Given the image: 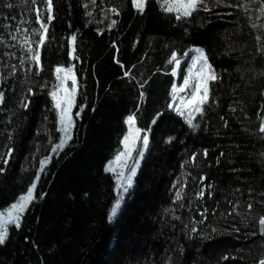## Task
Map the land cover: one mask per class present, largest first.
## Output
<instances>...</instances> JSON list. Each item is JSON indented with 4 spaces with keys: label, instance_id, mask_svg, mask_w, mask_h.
Here are the masks:
<instances>
[{
    "label": "trees",
    "instance_id": "1",
    "mask_svg": "<svg viewBox=\"0 0 264 264\" xmlns=\"http://www.w3.org/2000/svg\"><path fill=\"white\" fill-rule=\"evenodd\" d=\"M259 3L252 0L249 13L218 6L177 19L159 0H146L143 12L133 0H53L55 18L37 75L35 62L26 60L20 67L26 53L19 45L6 46L15 43L9 33L21 21H28L23 28L39 27L34 6L31 0H0V77H6L0 80V91L5 92L0 157L12 149L6 165L0 159V211L36 182V198L20 228L10 227L8 240L0 245V264L264 260V235L258 225L264 215V133L259 132L264 119V54L257 51L264 48V17L258 18ZM36 6L43 10V0ZM73 34L76 58L70 55ZM193 47L205 51L218 76L209 82L210 100L197 115L195 129L171 109L173 88L181 83L186 67L182 61ZM5 53H15V58ZM173 53L179 66L169 62ZM12 65L17 71L9 75ZM57 66H74L78 83L72 139L53 152L61 138L50 97ZM29 88L34 95L25 110L21 101ZM130 115L149 142L132 187L110 222L119 197L114 176L104 168L120 148ZM46 157L51 159L41 172L40 161ZM201 176L207 177L204 184L211 185L212 195L198 199ZM181 187L182 199L176 200ZM233 205L236 209L228 215ZM204 208L209 210L207 219L196 223Z\"/></svg>",
    "mask_w": 264,
    "mask_h": 264
},
{
    "label": "snow or ice",
    "instance_id": "2",
    "mask_svg": "<svg viewBox=\"0 0 264 264\" xmlns=\"http://www.w3.org/2000/svg\"><path fill=\"white\" fill-rule=\"evenodd\" d=\"M96 0H92V3L95 4ZM252 0H238L237 3H230L227 0H162L161 7L166 12H175L176 18H186L191 17L192 14L198 10H203L206 12L212 11L213 8L218 6H223L226 8H237L242 10L245 13H249L251 11L250 5ZM31 4L34 6L33 10L36 13L35 23L39 25L38 28H23L21 25L24 23H28V21H21L20 24L14 28L13 31L9 33V37L15 43L7 44V47H16L17 45L23 49L26 56H22L19 59V65L21 68L24 67L26 60L30 62H35L37 66V71L35 74H39V71L42 70L40 66L41 61V49L45 45L49 36V25L54 20V4L53 0H43L44 9L42 10L37 5V0H31ZM134 6L138 11L143 12L146 0H133ZM175 5V6H174ZM87 7V5H85ZM47 12V17L45 20L44 12ZM111 12L115 14H119L115 8L110 9ZM258 18L264 17V0H260L259 7L256 9ZM91 13H89L90 15ZM115 24V21H112ZM253 28L257 27V25L253 24ZM38 37V39H35ZM259 40L260 37H257ZM76 35H72L70 38L71 44V53L73 58L75 57L76 52ZM0 43H4L2 37H0ZM35 45V47L33 46ZM258 52L264 54V48H258ZM196 52L199 54L194 61L193 68L196 69L195 75L197 77V83L194 85L193 90L187 98L180 97L179 98V107L176 109L182 116H186L187 123L189 127L195 129L199 125L193 124V120L196 118L197 114L202 115L204 112V105L209 103L210 100V89L209 82L215 81L218 79L217 74L212 68V65L208 62L207 54L203 49H196ZM5 55L15 58V53H5ZM119 63V61H117ZM170 63L175 62L177 66H179V61L176 58V54L173 53L172 59L169 61ZM12 72L9 75H14L17 71V66L12 65ZM28 71H32V68L29 67ZM63 74V75H61ZM55 75L57 81L60 83L54 87V90L50 92V96L54 101V107L58 112V124L59 128L57 131L62 133L63 135L60 138V142L56 144L52 151L57 152L61 150L68 140L72 139L70 129L74 126V119L72 115V108L75 104V94L77 92V78L74 72V66L65 68L63 66H57L55 68ZM125 75H128L125 72ZM260 75H264V72L260 73ZM6 79V77H0V80ZM191 76L184 79V86L180 88H176L174 86L173 92L180 93L184 92L186 88L190 85ZM71 81V89L64 87L63 85L67 81ZM143 84L140 85L143 88ZM34 95L31 88L28 89V96L22 98L21 107L25 110L29 108L30 100L29 96ZM144 94L141 93V98L143 99ZM173 99H176V96L173 95ZM5 102V92L0 91V104ZM82 111V108H81ZM76 116H79V112L76 113ZM223 119V117H222ZM135 115H130L127 117L126 123L129 126V133L126 135L122 141L124 145V150L119 152L115 160L110 162L107 171L113 172L116 175L117 180V189L120 190V196L117 199L116 206L112 209V213L110 215V219L116 215L117 209L120 206L123 200V194L127 193L129 188L132 187L133 178L136 175L137 168L139 167V159H136L134 163L129 165L128 161L132 159V154L136 151V143L139 141L142 143V147L146 149L148 147V135L147 132L143 136L140 135L141 129L135 128ZM155 123V120L153 121ZM227 124V122H225ZM150 131V129L148 130ZM259 132L264 133V119H262L261 124L259 126ZM173 138H169V142H171ZM137 157H143V151H137ZM207 150H205L204 155L207 156ZM12 149L9 148L8 151L4 154V157H0L3 159L4 164L8 163V160L11 158ZM223 155V154H221ZM261 156H264V152L260 153ZM51 158L46 157L45 159L40 161V171H44V166L49 162ZM192 161L195 162L196 154H193ZM119 169V171H117ZM4 169L0 168V172ZM40 177L37 175L35 177V181H39ZM207 179L206 176H201L199 178V182L201 187L198 192L195 193L198 199H203L205 194L211 196L212 193L209 191L211 188L210 184H204V181ZM175 188L176 185H173ZM36 189V182H33L26 191V194H22L16 200V202L12 203L8 208L3 211H0V245H4L9 238V230L10 227L14 226L15 228H20L21 221L23 218V214L26 210H28L31 202L36 198L34 193ZM183 187L178 189L175 193L176 200L182 199ZM264 195V193H261ZM253 205L249 203L247 208L251 210ZM236 209V205H233L232 212H229L228 215H232ZM213 210V214H214ZM209 214V210L204 208L200 211L199 215L201 216V220L196 223H203ZM179 219V217H176ZM259 231L261 235H264V215L260 216L258 219ZM239 232V229H234ZM197 231L196 227L193 225L191 228V232L195 233ZM215 231V229H213ZM224 259H228L225 257ZM259 264H264V260H260Z\"/></svg>",
    "mask_w": 264,
    "mask_h": 264
},
{
    "label": "rangeland",
    "instance_id": "3",
    "mask_svg": "<svg viewBox=\"0 0 264 264\" xmlns=\"http://www.w3.org/2000/svg\"><path fill=\"white\" fill-rule=\"evenodd\" d=\"M160 1V3L162 2V0H159ZM175 6V5H174ZM163 9V8H162ZM175 13V12H174ZM36 14V13H35ZM38 25V24H37ZM39 26V25H38ZM196 49H199V48H197V47H193V48H191L190 49V51H189V53H188V55H187V57H186V59L185 60H183L182 62H184V61H186V67L184 68V74H183V78H182V81H181V83L178 85V86H176V88H180V87H183L184 86V79L185 78H188L189 76H191V79H190V85H189V87L188 88H186L185 89V91L184 92H180V93H174L173 92V95H175L176 96V99L174 100H172V103H171V109L174 111V112H176V114L178 115V116H180L181 118H183L184 120H185V122L187 123V120H186V116H182L176 109L179 107V98L180 97H185V98H187L188 96H190V94H191V92H192V90H193V87H194V85L197 83V77H196V75H195V71H196V69H194L193 68V64H194V61H195V59L197 58V56L199 55L197 52H196ZM181 62V63H182ZM180 63V62H179ZM65 68H68V67H65ZM175 72L177 71V69H175L174 70ZM54 75H55V71H54ZM61 75H63V74H61ZM60 82L59 81H57V79H56V75H55V86L56 85H58ZM64 87H66V88H68V89H71V87H72V85H71V81L69 80V81H67L64 85H63ZM54 90V88L51 90V92ZM51 97V96H50ZM51 100H52V98H51ZM52 103H53V106H54V101L52 100ZM55 108V107H54ZM56 110V109H55ZM56 112H57V110H56ZM57 115H58V112H57ZM198 115V114H197ZM197 115H196V117H197ZM196 119V118H195ZM195 119L193 120V124H195ZM127 120V119H126ZM125 124H126V132H125V135L123 136V138L121 139V141H120V148L118 149V151L115 153V155L113 156V158L112 159H110L106 164H105V171L106 172H108V173H111L113 176H114V178H115V182H116V188H115V192H116V194L118 195V197L120 196V190H118L117 189V180H116V175L113 173V172H110V171H107L106 169H107V167H108V165H109V163L110 162H112V161H114L115 160V157H116V155L119 153V152H121V151H123L124 150V145H123V143H122V141H123V139H124V137L126 136V135H128V133H129V126L127 125V123L125 122ZM188 124V123H187ZM73 128V127H72ZM72 128L70 129V133L72 132ZM63 134L61 133V136H62ZM140 135L142 136V134L140 133ZM69 141V140H68ZM68 141H67V143H68ZM66 143V144H67ZM66 144L64 145V147L66 146ZM63 147V148H64ZM136 151H134L133 152V154H132V159H130L129 161H128V163H129V165H131L132 163H134L135 162V160L136 159H139V164H140V161H141V158L140 157H137V151H143V155H144V153H145V151H146V149H144L143 147H142V143L141 142H137L136 143ZM62 148V149H63ZM61 149V150H62ZM61 150H58V151H61ZM138 169V168H137ZM117 171H119V169H117ZM23 194H26V192L25 193H23ZM126 193H124L123 194V197H124V195H125ZM22 195V194H21ZM19 198V197H18ZM17 198V199H18ZM14 202H16V200L14 201ZM13 202V203H14ZM122 203V202H121ZM12 204V203H11ZM10 204V205H11ZM9 205V206H10ZM8 206V207H9ZM116 206V205H115ZM114 206V207H115ZM7 207V208H8ZM120 207H121V204H120V206L118 207V209H117V212H118V210L120 209ZM5 210V209H4ZM1 211H3V210H1ZM117 212H116V215H117ZM111 213H112V211H111ZM111 213H110V215H111ZM110 215H109V218H108V220L111 222V221H113V219L115 218V216L114 217H112L111 219H110Z\"/></svg>",
    "mask_w": 264,
    "mask_h": 264
}]
</instances>
